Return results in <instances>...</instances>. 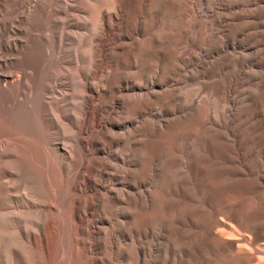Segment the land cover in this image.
<instances>
[{"label":"rangeland","instance_id":"obj_1","mask_svg":"<svg viewBox=\"0 0 264 264\" xmlns=\"http://www.w3.org/2000/svg\"><path fill=\"white\" fill-rule=\"evenodd\" d=\"M125 1L0 0V264H234L222 213L264 243V0Z\"/></svg>","mask_w":264,"mask_h":264},{"label":"bare ground","instance_id":"obj_2","mask_svg":"<svg viewBox=\"0 0 264 264\" xmlns=\"http://www.w3.org/2000/svg\"><path fill=\"white\" fill-rule=\"evenodd\" d=\"M105 4H106V10H108V11L117 10L118 11V10H121L124 5H126V1L125 0H106ZM102 12H103V10L101 11L100 20L98 23L99 29H101L105 23ZM93 39H94V35L92 37V40ZM92 40H91V42H92ZM146 40H147V38H143L142 41H146ZM92 47L95 49V52H96L97 49H96V46L93 45V43H92ZM219 114L220 113H218V115ZM193 148H194L193 153L200 156L201 154L199 152L201 150H203L204 146L201 142H198V145L193 146ZM68 157H69V159L74 158L70 153H68ZM183 163L185 164V163H187V161L184 160ZM63 169L65 171V177L69 178V175L72 172V164L64 163ZM174 177H173V180H174ZM179 179L180 178H178L177 180H174V181L179 182ZM159 185H160L159 187H161V190L163 192L166 191V187L161 182ZM64 189H65V184L63 182H60V186L56 189L57 197L60 200V202L65 199V197L63 195ZM73 208L74 207L72 205L71 206V217H72V219H74ZM173 213H174V210L171 212V214H173ZM221 215H222L223 219L221 218V220L216 224V226H217L216 230L219 233H221L223 236H226V237L232 239V241H234L233 244L236 248H246L249 250V253H250L245 258H238V257L234 256L235 257L234 264H264V243L254 244V238H253L254 231H253V229L252 228H244L243 226H241L238 223V221L234 220L232 217H229V215L227 213H222ZM240 230H243L246 233H248L251 236V238L250 237L246 238L242 234H241V236L233 238L234 231H240ZM73 238L76 241V243H78V237L74 236ZM76 250H77V244H70V246L68 244H66L64 246L63 255H60V259H61L62 263L63 264H78V262H79V264L80 263L82 264V261L80 259H78L76 256V252H77ZM66 254H69L68 258L66 257ZM48 256L50 258L52 257V250H50V251L48 250Z\"/></svg>","mask_w":264,"mask_h":264}]
</instances>
